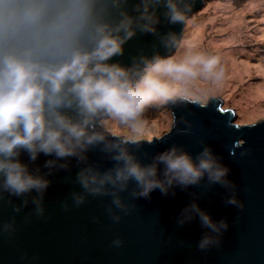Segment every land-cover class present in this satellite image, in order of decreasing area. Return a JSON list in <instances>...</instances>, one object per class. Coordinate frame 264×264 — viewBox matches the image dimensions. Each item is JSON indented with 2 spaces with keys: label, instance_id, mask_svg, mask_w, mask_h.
<instances>
[{
  "label": "clouds",
  "instance_id": "clouds-1",
  "mask_svg": "<svg viewBox=\"0 0 264 264\" xmlns=\"http://www.w3.org/2000/svg\"><path fill=\"white\" fill-rule=\"evenodd\" d=\"M192 9V0H0V200L5 194L22 197L14 212L31 202L35 214L43 216L48 177L69 170L74 159L79 169L74 182L82 191L72 192L73 203L78 207L88 196H110L106 211L116 223L132 208L122 193L133 200L149 198L154 190L167 196L176 187L199 186L205 178V187L219 184L232 192L226 204L243 209L228 179L230 169L210 145L195 157L173 145L149 163L130 150L144 142L147 109L185 101L199 80L219 85L225 79L219 55L187 43L176 59L180 35L161 30L163 24H184ZM140 35L158 39L151 56L141 49L129 64L114 60ZM110 124L128 134L109 132ZM234 147L242 145L236 141ZM96 152L111 166L93 162L90 154ZM41 154L50 157L42 167L37 164ZM63 207L68 209L67 202ZM195 218L207 230L197 248L219 247L227 221H214L194 201L177 223ZM3 230L13 231L14 221ZM122 244L119 237L112 241L117 248Z\"/></svg>",
  "mask_w": 264,
  "mask_h": 264
},
{
  "label": "water",
  "instance_id": "water-1",
  "mask_svg": "<svg viewBox=\"0 0 264 264\" xmlns=\"http://www.w3.org/2000/svg\"><path fill=\"white\" fill-rule=\"evenodd\" d=\"M192 2V12L185 21L203 6V0ZM184 24H163L161 30L174 31L181 40ZM156 44V37L140 35L125 46L123 57L114 60L129 64L141 49L151 56ZM159 51L167 55L164 49ZM165 106L173 118L171 129L145 138L139 148L130 145V150L149 163L173 145L182 146L194 157L210 145L230 169L228 179L236 185L243 209L226 204L232 192L219 184L205 187V178L199 186L186 190L176 187L167 196L154 190L149 198L133 200L129 193H122L132 208L127 215L121 213L116 223L106 211L110 196H88L78 207L73 203L72 192L82 191L74 182L79 169L73 159L69 170L48 177L51 183L44 194L43 216L35 214L31 202L21 212H14L22 197L5 194L0 200V264H264V120L235 121L237 111L222 109V95L218 94L209 100L187 98ZM179 129H188L187 134H179ZM236 141L242 148L234 147ZM244 149L250 150L247 156L240 155ZM90 157L105 168L111 166L99 152ZM49 158L41 154L37 164L42 167ZM22 159L27 161L26 154ZM194 201L214 221H227L229 227L219 247L207 251L197 248L207 231L198 218L178 225L181 211ZM66 202L67 210L63 207ZM13 221L14 230L4 231L3 225ZM117 237L123 241L119 248L112 245Z\"/></svg>",
  "mask_w": 264,
  "mask_h": 264
},
{
  "label": "rangeland",
  "instance_id": "rangeland-1",
  "mask_svg": "<svg viewBox=\"0 0 264 264\" xmlns=\"http://www.w3.org/2000/svg\"><path fill=\"white\" fill-rule=\"evenodd\" d=\"M235 1L238 0L203 1V6L185 21L181 46L174 56L180 59L187 43L194 45L196 51L219 55L225 79L219 85L205 80L194 82L189 87L188 98L209 100L215 94L222 95V109L234 108L238 113L235 121L258 122L264 120V61L247 58L237 48L236 38L241 30L253 31L264 23V11L257 16L245 14L264 10V0H245L241 8L234 5ZM258 39L257 35L254 40ZM144 119L147 121L144 139L166 134L173 125L171 113L162 109ZM108 131L128 134V129L115 124H110Z\"/></svg>",
  "mask_w": 264,
  "mask_h": 264
},
{
  "label": "trees",
  "instance_id": "trees-1",
  "mask_svg": "<svg viewBox=\"0 0 264 264\" xmlns=\"http://www.w3.org/2000/svg\"><path fill=\"white\" fill-rule=\"evenodd\" d=\"M203 1L206 2L207 0H203ZM244 4H245V0L243 1L238 0L234 2V5L238 8L243 7ZM261 11L264 10L247 11L245 14L249 16L251 15L257 16L260 15ZM257 35L259 39L254 40ZM236 41H237V48L243 51V53H245L247 58L253 59L255 61H264V23L260 24V26L255 28L253 31L241 30V35L236 38ZM161 109L163 112H168L166 110L167 108L165 107V105L154 106L146 110L144 118L146 115L149 117H152V115L154 116L155 113L160 112Z\"/></svg>",
  "mask_w": 264,
  "mask_h": 264
}]
</instances>
